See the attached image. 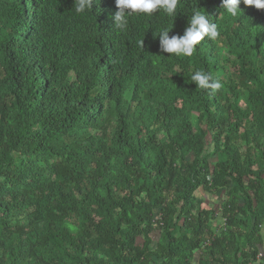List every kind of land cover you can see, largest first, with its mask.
Segmentation results:
<instances>
[{
  "label": "trees",
  "instance_id": "16d2710c",
  "mask_svg": "<svg viewBox=\"0 0 264 264\" xmlns=\"http://www.w3.org/2000/svg\"><path fill=\"white\" fill-rule=\"evenodd\" d=\"M74 3L0 0V264H264V10ZM196 7L220 36L162 53Z\"/></svg>",
  "mask_w": 264,
  "mask_h": 264
},
{
  "label": "clouds",
  "instance_id": "9594fccd",
  "mask_svg": "<svg viewBox=\"0 0 264 264\" xmlns=\"http://www.w3.org/2000/svg\"><path fill=\"white\" fill-rule=\"evenodd\" d=\"M179 0H115L117 11L111 19L114 26L124 30L128 26V18L134 13L151 15L158 10H162L169 17L177 16V5ZM97 0H75V12L80 14L87 10H92ZM254 7L257 10H264V0H221V8L233 17L242 13L240 5ZM173 28V27H172ZM162 29L155 37L159 38V47L162 53L174 55L176 57H192L199 45L205 38L216 40L220 36V31L216 23L212 22L211 17L202 8L192 9V14L183 35H173L172 30ZM190 80L195 83L197 88L216 92L222 87L220 79L213 76L211 72L196 70Z\"/></svg>",
  "mask_w": 264,
  "mask_h": 264
},
{
  "label": "rangeland",
  "instance_id": "374dc122",
  "mask_svg": "<svg viewBox=\"0 0 264 264\" xmlns=\"http://www.w3.org/2000/svg\"><path fill=\"white\" fill-rule=\"evenodd\" d=\"M130 96H131V93L128 94V97H130Z\"/></svg>",
  "mask_w": 264,
  "mask_h": 264
}]
</instances>
